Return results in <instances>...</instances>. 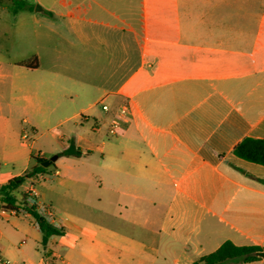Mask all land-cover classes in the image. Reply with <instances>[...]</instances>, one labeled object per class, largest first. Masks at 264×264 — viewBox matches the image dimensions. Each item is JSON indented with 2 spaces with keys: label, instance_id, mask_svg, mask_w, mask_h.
Listing matches in <instances>:
<instances>
[{
  "label": "crops",
  "instance_id": "1",
  "mask_svg": "<svg viewBox=\"0 0 264 264\" xmlns=\"http://www.w3.org/2000/svg\"><path fill=\"white\" fill-rule=\"evenodd\" d=\"M25 1L0 0V185L36 153L57 155L36 182L53 178L38 190L63 229L43 247L33 217L0 200V264H190L225 241L264 248V166L233 155L264 140V0ZM69 146L80 156H58Z\"/></svg>",
  "mask_w": 264,
  "mask_h": 264
},
{
  "label": "trees",
  "instance_id": "2",
  "mask_svg": "<svg viewBox=\"0 0 264 264\" xmlns=\"http://www.w3.org/2000/svg\"><path fill=\"white\" fill-rule=\"evenodd\" d=\"M30 8L31 6L25 0H11V9L13 12ZM23 64L32 68V66H29L27 63ZM233 155L244 161L264 166V140L246 137L235 145L233 148ZM58 156L78 157L80 156V152L69 146ZM43 161L44 159L42 158L36 159L35 165L29 168L22 176L13 178L5 184L0 185V200L3 203L4 209L10 210L18 207V201L12 195V192L16 190L25 179L33 178L38 173L43 172L46 169L41 166V162ZM32 217L37 223L41 233L40 243L43 247L46 246L51 236L61 234V231L51 228L44 221L37 218L35 214H32ZM257 251H264V248L257 246H236L230 241H225L215 251L201 256L190 264H245L259 259L255 256V252Z\"/></svg>",
  "mask_w": 264,
  "mask_h": 264
},
{
  "label": "built area",
  "instance_id": "3",
  "mask_svg": "<svg viewBox=\"0 0 264 264\" xmlns=\"http://www.w3.org/2000/svg\"><path fill=\"white\" fill-rule=\"evenodd\" d=\"M102 110L108 111L109 108L107 105H101ZM127 114V106L125 104L119 106L113 117L111 118L109 125L107 127V135L114 137L119 134L121 129V123ZM29 135L27 132L21 134V140L28 139ZM35 157L39 158V153L35 154ZM57 173V172H55ZM41 178V174L38 173L35 177L29 178V182L24 187L22 195L19 200H17L18 207L16 209L7 210L12 214H21L26 216H31L35 214L37 218L44 221L51 228L62 231L63 229V220L57 216L50 205L43 201L40 196V192L37 187V180ZM37 225V223L35 222ZM38 227V226H37Z\"/></svg>",
  "mask_w": 264,
  "mask_h": 264
},
{
  "label": "rangeland",
  "instance_id": "4",
  "mask_svg": "<svg viewBox=\"0 0 264 264\" xmlns=\"http://www.w3.org/2000/svg\"><path fill=\"white\" fill-rule=\"evenodd\" d=\"M29 3H32V2H35L34 0H27ZM6 3H11V0H6ZM255 7H259V5L258 4H255L254 5ZM25 132H27L28 133V135H29V137H28V139H26V140H21L20 139V142H22V143H24V144H26V145H30L31 144V141H32V138H33V134L31 133V131L30 130H26ZM36 146H40V148H44L45 146L47 147L48 145H44V143H42V140H40V141H37L36 142ZM45 147V148H46ZM53 156V155H52ZM58 165H60L59 163H58ZM54 166V164L53 165H51V166H49L48 168H52ZM52 181H53V178H50V180H45V181H39V183L37 184L38 185V189H40L41 190V192H46L47 194H48V187L50 186L52 189H53V185L51 184L52 183ZM40 184V185H39ZM52 209H53V207H51ZM54 210V209H53ZM55 212V211H54Z\"/></svg>",
  "mask_w": 264,
  "mask_h": 264
},
{
  "label": "water",
  "instance_id": "5",
  "mask_svg": "<svg viewBox=\"0 0 264 264\" xmlns=\"http://www.w3.org/2000/svg\"><path fill=\"white\" fill-rule=\"evenodd\" d=\"M57 159V155H53L48 159H45L43 162H41V166L44 168H48L55 162ZM255 256L258 258H264V251H257L255 252Z\"/></svg>",
  "mask_w": 264,
  "mask_h": 264
}]
</instances>
